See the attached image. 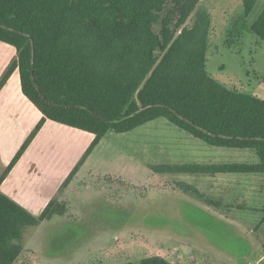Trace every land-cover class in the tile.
<instances>
[{
    "label": "trees",
    "instance_id": "trees-1",
    "mask_svg": "<svg viewBox=\"0 0 264 264\" xmlns=\"http://www.w3.org/2000/svg\"><path fill=\"white\" fill-rule=\"evenodd\" d=\"M256 2L242 0L245 16ZM210 26L200 0H0V41L16 49L0 88L16 68L22 93L41 113L0 183L47 119L93 134L62 190L107 132L164 118L208 145L253 149L257 161L152 170L260 173L264 190V100L207 73ZM249 30L264 40V7ZM65 214L67 203L56 197L35 215L0 190V264L15 263L26 228ZM130 264L172 263L152 255Z\"/></svg>",
    "mask_w": 264,
    "mask_h": 264
},
{
    "label": "rangeland",
    "instance_id": "rangeland-1",
    "mask_svg": "<svg viewBox=\"0 0 264 264\" xmlns=\"http://www.w3.org/2000/svg\"><path fill=\"white\" fill-rule=\"evenodd\" d=\"M200 6L211 17L207 73L228 88L264 100V40L249 30L264 0H257L247 16L242 0H200ZM15 57L16 49L0 42V78ZM14 71L17 69L5 82L10 80L11 89L19 84L12 78ZM8 122H0L5 129L0 139V174L36 125L26 130L19 142L16 130L24 129L22 121L15 126H7ZM49 133L44 131L38 141L44 143L42 138ZM179 135L195 146H175ZM187 147L199 158L191 156ZM177 148L180 154L175 157ZM197 159L255 163L257 156L250 148L208 145L164 118L128 132H107L76 171L74 180L55 194L67 203V214L26 228L21 239L23 249L14 264H130L152 255H160L172 264H264V190L260 173H219L223 178H235L233 192L227 189L230 200L221 201L210 190L200 192L206 199L192 188L173 189L171 173L151 169L153 164ZM27 160L21 163V169ZM23 175L17 174L15 179L22 180ZM182 178L180 182L186 181ZM53 182L47 183L40 194L46 196Z\"/></svg>",
    "mask_w": 264,
    "mask_h": 264
},
{
    "label": "crops",
    "instance_id": "crops-1",
    "mask_svg": "<svg viewBox=\"0 0 264 264\" xmlns=\"http://www.w3.org/2000/svg\"><path fill=\"white\" fill-rule=\"evenodd\" d=\"M10 52L8 54V57L10 56ZM7 61L5 59L6 63ZM15 72H17L18 77ZM14 77H15V82H19V84H15V88L11 89V87H9L10 80H8L7 83L0 90V122L4 123L6 121L7 122L9 121L7 126H9L10 124H13L15 126L16 123H20V121H22L24 125V129L17 128L16 130V132H18L20 135L19 138V142H20L26 130L30 129L33 125L36 124L37 120L41 116V113L22 93L18 70L13 72L12 78ZM22 107H24L23 114L21 113L19 115V111L22 109ZM0 126L2 127L4 126V124L2 125L0 124ZM4 130L5 129L1 130L0 139L3 138ZM46 130H48L50 133L48 137L45 136L42 138L44 142L42 143L41 141H38V138ZM92 139H93V134L87 131H83L47 119L43 123L37 136L31 142L30 147L24 151V153L21 155L19 160L15 163V165L11 168L7 176L0 183V190L7 196H10V198L18 202L24 208H26L29 212L31 213L41 212V210L44 208V206L51 198L57 197V195L55 194L58 191L59 186L68 176V174L73 169L75 164L78 162L81 155L86 150ZM102 140L103 139H101V141ZM185 140H186V136L179 135V140L177 139V141H175L176 143L173 144L175 146L178 145L195 146L193 142L191 141L187 142ZM100 142L98 144H100ZM0 147H2V144H0ZM188 149L192 152L191 156L195 158H199L197 157L198 155L195 154V150L190 148ZM175 151H178L177 153L173 154V156L176 157L180 154V152L178 148ZM26 157L28 158V160L23 164V167L21 169V165H22L21 163L25 160ZM10 158L11 155L7 158V160L3 159L4 160L3 167L7 165L6 163L9 162L8 160ZM197 160L198 161H193V162L173 161V163L169 165L221 164L219 162L218 163L212 161L200 162V159ZM222 163H231V162H222ZM17 174L19 175L24 174L23 176L25 177H22V180H19L18 178L15 179V176ZM170 175H173L171 177L173 180V184L175 185V188L172 187L173 189L179 187L182 188V186H184L185 188H192L193 190H198L199 193H197V195L199 197L206 199H208V197H205L202 193L204 191L210 190L211 193L219 197L218 199H220L221 201L230 200V196H229L230 193H227V189L229 187L228 190L233 192L232 182L235 181V178L233 177L223 178L222 176H220L219 173L174 172L171 173ZM182 177H184V180L186 181L180 182L181 179H183ZM72 179L71 181L74 180ZM52 180H56L55 183ZM49 182L54 183L53 187L51 188V190L46 189V194H45L46 196L41 195L40 194L41 191L43 190V188H45L46 184ZM236 182L238 185L239 179H237ZM21 185H23L24 187H21ZM26 195H28L29 197L28 199L26 198ZM184 195L188 199H191V197L189 196L190 194L184 193Z\"/></svg>",
    "mask_w": 264,
    "mask_h": 264
}]
</instances>
